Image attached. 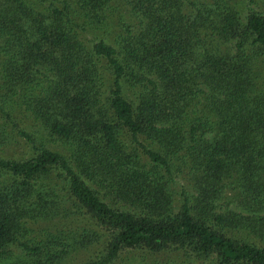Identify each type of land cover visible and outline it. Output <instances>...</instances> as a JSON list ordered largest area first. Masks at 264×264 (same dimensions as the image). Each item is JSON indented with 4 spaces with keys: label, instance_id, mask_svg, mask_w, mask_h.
<instances>
[{
    "label": "trees",
    "instance_id": "trees-1",
    "mask_svg": "<svg viewBox=\"0 0 264 264\" xmlns=\"http://www.w3.org/2000/svg\"><path fill=\"white\" fill-rule=\"evenodd\" d=\"M0 264H264V0H0Z\"/></svg>",
    "mask_w": 264,
    "mask_h": 264
}]
</instances>
